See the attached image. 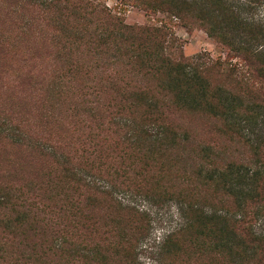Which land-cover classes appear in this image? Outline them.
<instances>
[{"label": "trees", "instance_id": "1", "mask_svg": "<svg viewBox=\"0 0 264 264\" xmlns=\"http://www.w3.org/2000/svg\"><path fill=\"white\" fill-rule=\"evenodd\" d=\"M13 1L11 10L45 14L56 41L60 37V92L78 86L81 75L92 78V67L101 69L103 76L82 85L88 91L81 95L94 96L96 105L106 97L109 124L123 134L104 145L88 139L74 159L42 145L54 163L55 172L44 175L45 190L59 189L54 198H39L37 191L26 198L29 188L0 184V232L27 245L11 259L1 238L0 264H61L48 256L77 251L80 240L93 245L94 255L103 247L129 256L123 240L106 237L99 219L87 223L83 213L98 197L128 215L138 213L135 205L114 201L120 191L147 199L171 194L185 219L177 253L184 246L195 263L264 264V0H121L200 28L226 50V61L174 55L163 25L125 24L98 0ZM181 114L212 119L208 133L241 140L247 154L235 160L215 139L197 140L203 164L188 176L172 174L161 157L195 141L193 128L180 124ZM22 127L17 119L0 126V134L15 146ZM34 232L39 239L27 241Z\"/></svg>", "mask_w": 264, "mask_h": 264}, {"label": "rangeland", "instance_id": "2", "mask_svg": "<svg viewBox=\"0 0 264 264\" xmlns=\"http://www.w3.org/2000/svg\"><path fill=\"white\" fill-rule=\"evenodd\" d=\"M12 2L0 0V126L12 125V121L20 119L25 135L22 131L21 142L12 146L10 138L0 134V184H13L24 192L29 188L26 198L32 197L35 191L39 198H54L59 189L48 191L44 186V175L48 171L55 172L54 163L42 152L44 145H53L58 153L74 159L75 149L88 139L104 145L106 140L111 142L123 133L109 124L103 105L106 97L96 105L94 96L81 95V92L88 91L82 85L95 83L103 76L101 69L92 67V78L85 81L86 76L81 75L78 86L60 92L58 85L65 82L58 78L59 63L55 60L58 51L62 53L59 49L57 51L60 37L57 35L56 41L52 24L45 14L41 15L36 8L11 10ZM98 2L125 24L163 25L168 32L165 44L174 55L200 57L199 60L206 61L228 59L226 50L203 30L186 28L166 13L151 14L125 5L121 0ZM178 120L181 125L193 128L195 141L188 147L163 155L161 158L164 160L160 161L164 168H171L172 174H178L180 178L203 164L196 147L197 140L215 139L224 156L235 160L247 154V147L241 140L208 133L212 119L181 114ZM215 127L219 128V124ZM89 133L91 135L88 136ZM115 198L124 204L135 205L138 213L128 215L102 197L91 203L88 201L83 206V213L90 217L87 223L99 219L106 237L123 240L129 256L124 257L119 249L113 254L112 249L108 251L103 247L94 255L93 245L80 240L77 251L64 250L58 256H48L47 260L61 264H197L184 246L177 253V239L185 238L180 233L185 219L171 194L158 192L147 199L120 191L113 196L114 201ZM127 219L130 223L126 222ZM1 238L5 256L19 258V254L27 252L24 249L27 245L15 236L12 238V234L0 232ZM33 238L39 239L36 232L27 241ZM43 238H51L48 229L44 231ZM87 254L90 255L86 257Z\"/></svg>", "mask_w": 264, "mask_h": 264}]
</instances>
